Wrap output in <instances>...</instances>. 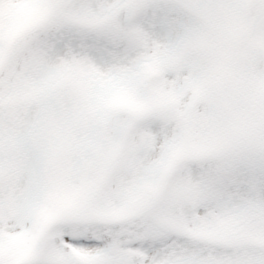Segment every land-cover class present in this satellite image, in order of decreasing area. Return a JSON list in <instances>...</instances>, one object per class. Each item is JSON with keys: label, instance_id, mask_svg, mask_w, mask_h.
<instances>
[{"label": "snow or ice", "instance_id": "snow-or-ice-1", "mask_svg": "<svg viewBox=\"0 0 264 264\" xmlns=\"http://www.w3.org/2000/svg\"><path fill=\"white\" fill-rule=\"evenodd\" d=\"M0 264H264V0H0Z\"/></svg>", "mask_w": 264, "mask_h": 264}]
</instances>
